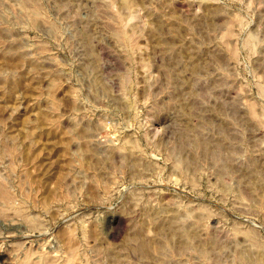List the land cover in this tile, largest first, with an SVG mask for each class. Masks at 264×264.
I'll list each match as a JSON object with an SVG mask.
<instances>
[{
  "label": "rangeland",
  "instance_id": "374dc122",
  "mask_svg": "<svg viewBox=\"0 0 264 264\" xmlns=\"http://www.w3.org/2000/svg\"><path fill=\"white\" fill-rule=\"evenodd\" d=\"M0 264H264V0H0Z\"/></svg>",
  "mask_w": 264,
  "mask_h": 264
}]
</instances>
